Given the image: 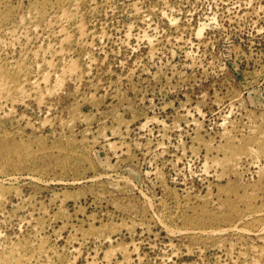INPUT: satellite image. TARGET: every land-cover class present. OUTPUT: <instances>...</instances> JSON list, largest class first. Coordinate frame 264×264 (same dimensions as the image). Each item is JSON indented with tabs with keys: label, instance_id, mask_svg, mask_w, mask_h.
<instances>
[{
	"label": "rangeland",
	"instance_id": "obj_1",
	"mask_svg": "<svg viewBox=\"0 0 264 264\" xmlns=\"http://www.w3.org/2000/svg\"><path fill=\"white\" fill-rule=\"evenodd\" d=\"M28 263L264 264V0H0V264Z\"/></svg>",
	"mask_w": 264,
	"mask_h": 264
},
{
	"label": "bare ground",
	"instance_id": "obj_2",
	"mask_svg": "<svg viewBox=\"0 0 264 264\" xmlns=\"http://www.w3.org/2000/svg\"><path fill=\"white\" fill-rule=\"evenodd\" d=\"M200 32V31H199ZM33 83V82H32ZM33 85V84H32ZM34 86V85H33ZM29 264V263H28Z\"/></svg>",
	"mask_w": 264,
	"mask_h": 264
}]
</instances>
